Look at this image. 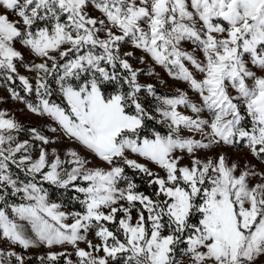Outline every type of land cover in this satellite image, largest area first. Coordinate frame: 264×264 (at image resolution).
Listing matches in <instances>:
<instances>
[{
	"label": "snow or ice",
	"instance_id": "obj_1",
	"mask_svg": "<svg viewBox=\"0 0 264 264\" xmlns=\"http://www.w3.org/2000/svg\"><path fill=\"white\" fill-rule=\"evenodd\" d=\"M0 80V264H264V0H0Z\"/></svg>",
	"mask_w": 264,
	"mask_h": 264
},
{
	"label": "rangeland",
	"instance_id": "obj_2",
	"mask_svg": "<svg viewBox=\"0 0 264 264\" xmlns=\"http://www.w3.org/2000/svg\"><path fill=\"white\" fill-rule=\"evenodd\" d=\"M95 15H99V13H93ZM186 47H189L186 45ZM126 50H132L130 48ZM135 55L130 60V62L133 64L134 68L142 69L143 73L140 76V81L145 84H153L156 88V91L160 95H176L177 89H181L184 91H188L189 96L195 98V94L192 93L188 85L185 82L177 81L172 79L167 75V72L164 68L161 66L155 65L154 62H152L150 59H147L145 63L139 62V57L144 55L139 50H134ZM152 72L153 75H148L146 73ZM21 73L24 75H30L29 73L25 72L24 69H21ZM9 87H15L17 91L21 93L22 96H25L26 99L32 100L35 102L34 96H28L26 93L23 92L22 87L19 83V81L16 82L14 85H8L4 83L2 80H0V110L6 109L10 112V114L25 128L29 127H39L43 128L44 125L49 124L50 121L46 117H41L38 115H35L27 110L25 107V104L21 101L12 99L9 92ZM55 99V97H54ZM181 111L187 112V114H191L190 110H186L181 108ZM166 131V129L164 130ZM47 135H51V133H45ZM187 134V133H186ZM27 134L23 133L21 135V138H26ZM67 142H64L63 144L57 145L58 147H64L66 146ZM217 151H221L226 153L231 160L236 161L239 160L241 166L245 163V161H251L252 164L257 165L258 167H264V165H260L257 160H255L251 155L247 153L246 150H237L235 148L224 146L220 149H217ZM143 162V161H141ZM53 198V197H52ZM55 199V198H53ZM84 245L82 244L81 247ZM43 250H36L32 253L33 255V262L32 264H38L35 257L38 255H42Z\"/></svg>",
	"mask_w": 264,
	"mask_h": 264
},
{
	"label": "trees",
	"instance_id": "obj_3",
	"mask_svg": "<svg viewBox=\"0 0 264 264\" xmlns=\"http://www.w3.org/2000/svg\"><path fill=\"white\" fill-rule=\"evenodd\" d=\"M156 127H161V126L156 125ZM137 182H138V184L140 185L141 189H143V188L146 187V181H145L144 179H140V180H138ZM50 192H51L53 198H55V199L58 198V197H59V198H63V199H65V202H67V200H68V196H67V195L61 197V193H60V191H58V190H56V189H50ZM68 195H70V194H68Z\"/></svg>",
	"mask_w": 264,
	"mask_h": 264
}]
</instances>
